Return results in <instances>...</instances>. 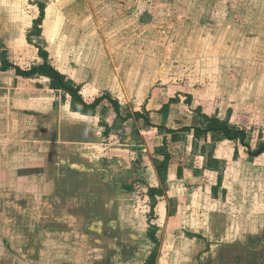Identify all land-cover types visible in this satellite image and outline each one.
Masks as SVG:
<instances>
[{
  "label": "rangeland",
  "instance_id": "1",
  "mask_svg": "<svg viewBox=\"0 0 264 264\" xmlns=\"http://www.w3.org/2000/svg\"><path fill=\"white\" fill-rule=\"evenodd\" d=\"M43 1L42 33L28 38L35 0H0V50L13 63H39L40 46L87 101L109 92L122 116L149 111L171 129L198 125L201 106L244 129L250 149L264 142V0ZM14 78L0 72V164L20 168L0 176V264H144L152 224L161 256L264 260V152L188 133L164 144L163 130L122 121L106 100L81 115L47 78ZM149 187L161 191L150 222Z\"/></svg>",
  "mask_w": 264,
  "mask_h": 264
},
{
  "label": "trees",
  "instance_id": "2",
  "mask_svg": "<svg viewBox=\"0 0 264 264\" xmlns=\"http://www.w3.org/2000/svg\"><path fill=\"white\" fill-rule=\"evenodd\" d=\"M34 3L38 6L39 13L38 16L33 20L32 31L28 32V38L30 36L41 35V25L45 16L44 2L41 0H35ZM37 52L38 56L41 58V61L29 68H22L19 65L11 63L5 57V50H3L4 56L0 61V71L13 70L17 76L25 78H34L39 76L48 78V87L53 91H61L68 95L71 109L81 114L94 115L97 107L106 100L111 104L112 110L114 111L116 117L122 121H126L128 118L132 117L135 120H142L144 125L147 127L163 130L165 133L163 138L164 144H166V134H170L173 140H177L180 134L188 133L196 139L203 137L205 138L208 135H212L223 137L228 140H237L242 143V145L246 146V151L250 156H257L264 152V142L258 148L250 149L248 143L246 142L247 133L244 129L236 128L230 125L227 120H223L217 116H210L204 113L201 106H197L195 108V112L200 119V123L198 125L186 124L179 127L178 129H171L165 125L154 124L151 120L149 111L141 112L139 110H135L132 113L128 112L125 116H122V108L120 103L115 98H113L109 92H105L102 95L95 97L93 100L87 101L80 93L81 86L79 84H75L50 62L49 52L45 48L37 46ZM175 101H179L178 96L175 98H170L168 103ZM190 101L191 95L187 94L186 103H190ZM170 161L171 152L167 149V147H165L163 150V159L156 163V172L161 180H164L167 175ZM125 188H127L126 190H132V187L129 185H125ZM147 195L150 199H152L148 218V222H150V219H152L154 216L156 199L157 197L161 196V191H159L157 188L149 187L147 190ZM156 229V226L152 224L150 226V230L147 232L149 240L153 243V249L145 259V264H154L155 258L158 255V239L155 235Z\"/></svg>",
  "mask_w": 264,
  "mask_h": 264
},
{
  "label": "crops",
  "instance_id": "3",
  "mask_svg": "<svg viewBox=\"0 0 264 264\" xmlns=\"http://www.w3.org/2000/svg\"><path fill=\"white\" fill-rule=\"evenodd\" d=\"M41 1H43V0H41ZM44 2V1H43ZM44 20V19H43ZM41 27H42V25H41ZM3 50H5V57L9 60V58L6 56V53H7V50H6V48H5V46H1V50H0V52L1 53H3ZM47 51H48V49H46ZM49 52V51H48ZM38 53V52H37ZM4 54V53H3ZM4 56V55H3ZM40 58V57H39ZM2 59V58H1ZM49 59H50V56H49ZM1 61V60H0ZM10 61V60H9ZM40 61H41V58H40ZM11 63H13L12 61H10ZM51 62V61H50ZM13 64H15V63H13ZM17 65V64H16ZM21 67V66H20ZM23 68V67H22ZM8 71H11V72H13L14 73V81H17V78H19L20 76H17L16 74H15V72L13 71V70H7V71H0V72H8ZM39 77H42V76H39ZM22 78H25V77H22ZM35 78V77H34ZM43 78H46V77H43ZM27 79H29V78H27ZM48 79V78H47ZM49 83V82H48ZM81 86V85H80ZM50 89V88H49ZM81 90H82V87H81ZM81 90H80V93H81V95H82V92H81ZM84 98V97H83ZM85 99V98H84ZM99 107V106H98ZM97 107V108H98ZM95 113H96V111H95ZM81 114V113H80ZM81 115H85V114H81ZM12 136V135H11ZM12 137H10V139H11ZM10 139H8L7 141H9ZM12 141H13V143L15 142L14 141V139L12 138ZM2 142V139L0 138V143ZM15 165V164H14ZM14 165H11L10 166V164H9V166H7V167H1V164H0V176L1 175H4V174H6L5 172H7V171H9V172H7V175L9 174V175H12V181H13V179H15V176L17 175V173H18V171H20V168H17L18 166H16V168L14 167ZM11 168H14V169H11ZM3 181H4V183H6V186H11V183H10V180L9 179H7V177H6V179L5 178H3ZM16 183V182H15ZM15 183L13 182V184L12 185H15ZM149 240V239H148ZM138 241L136 240L134 243H137ZM149 242L151 243V245H152V247H151V249L149 250V252H148V254H147V256H146V258L148 257V255H149V253H150V251L153 249V243L149 240ZM114 246H113V248H115L116 246H115V243L113 244ZM164 249H162V251H161V254H162V256L161 255H159V247H158V255L156 256V258H155V261H154V264H192V262L190 261V260H183L184 259V257H185V255L184 254H186V253H189L188 251L186 252V251H184V254L181 252V249L180 248H177V250H174V253H175V255L172 253V252H166V253H168V254H163L164 252H165V250L163 251ZM130 252H128V253H126L125 252V250H123V249H121L120 248V251H119V254L124 258L125 256L124 255H127V254H129ZM171 253H172V255H171ZM223 253H225V252H223ZM263 254V250H261L260 251V253L258 254V255H262ZM115 255V254H114ZM176 255H178V256H176ZM254 254H252V256H253ZM115 257H117V254H116V256H114V262L116 263V258ZM121 257V258H122ZM180 257V258H179ZM259 256H257V255H255V258H258ZM145 258V259H146ZM144 264H145V260H144ZM250 264H264V260L263 261H258V262H255V263H250Z\"/></svg>",
  "mask_w": 264,
  "mask_h": 264
}]
</instances>
